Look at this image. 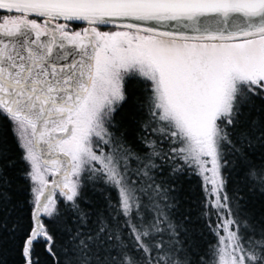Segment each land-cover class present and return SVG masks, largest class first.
I'll return each mask as SVG.
<instances>
[{
  "label": "snow or ice",
  "instance_id": "snow-or-ice-1",
  "mask_svg": "<svg viewBox=\"0 0 264 264\" xmlns=\"http://www.w3.org/2000/svg\"><path fill=\"white\" fill-rule=\"evenodd\" d=\"M0 121V264L17 236L23 264H208L189 170L215 264H264V0H0Z\"/></svg>",
  "mask_w": 264,
  "mask_h": 264
},
{
  "label": "trees",
  "instance_id": "trees-1",
  "mask_svg": "<svg viewBox=\"0 0 264 264\" xmlns=\"http://www.w3.org/2000/svg\"><path fill=\"white\" fill-rule=\"evenodd\" d=\"M139 79V78H138ZM141 91H143V88H140ZM139 94V93H138ZM127 109H125L123 112H119L115 116L114 123H119L123 120L124 115L126 114ZM121 131H124L122 128ZM0 140H2L5 143V146L10 150V154L18 157L20 152L16 145V140L14 137V133L11 130V127L7 124V122L0 121ZM95 141V138H94ZM104 148V151L107 153L110 151L109 147L100 145ZM93 150L96 151V146L94 143ZM95 163V162H94ZM182 164L183 162L180 161ZM96 167H99L98 164L95 165ZM26 165L23 162H18L17 168L11 172V176L13 179V185L14 187L18 188L19 186H23L24 188H27V180L26 178L21 174V170L24 169ZM47 172H51L47 168L43 167ZM225 178L228 180L227 188L225 189L228 194L231 196L234 194L233 189L235 187L234 181L240 179L239 177L235 176V173L230 174V168L229 170H225L223 172ZM83 196L89 200H95L97 198V193L94 191V188H98L99 184H94L93 182L89 181L88 179V173L83 174ZM182 187L183 191L181 193L182 196V204H181V212L190 211L192 218H193V224L192 227L196 230L195 235L202 246V248L208 253V256L206 259L208 260V264H215V258L212 255V250L218 246L219 239L217 233H219V236L221 235V228L217 229L218 224H222L223 221L217 217V215L213 212L210 214V227L207 226L204 221L197 222V217L199 215V205L200 201L202 199L203 191H202V182L201 178L195 174L194 171H187L184 178L182 179ZM27 193H25L26 195ZM113 197H115L116 193L112 192ZM224 218H227V213L223 214ZM20 243V236H17L15 240L10 241L8 244L9 252H8V264H23L22 258L19 254L18 245ZM39 252V260L40 264H54L53 259L48 256L47 253H45L42 249H38Z\"/></svg>",
  "mask_w": 264,
  "mask_h": 264
},
{
  "label": "water",
  "instance_id": "water-1",
  "mask_svg": "<svg viewBox=\"0 0 264 264\" xmlns=\"http://www.w3.org/2000/svg\"><path fill=\"white\" fill-rule=\"evenodd\" d=\"M77 25H83L82 23H76ZM46 159L49 160V164L47 166H45V168L49 169L51 171V177L49 179V184H51L52 180L56 177V175H58L56 173V167L55 165H53L51 163V161L53 160H60L62 159V154H56V153H53L51 156H48V157H45Z\"/></svg>",
  "mask_w": 264,
  "mask_h": 264
},
{
  "label": "rangeland",
  "instance_id": "rangeland-1",
  "mask_svg": "<svg viewBox=\"0 0 264 264\" xmlns=\"http://www.w3.org/2000/svg\"><path fill=\"white\" fill-rule=\"evenodd\" d=\"M42 171L44 172V176H45L46 180L49 181V179L51 177V172H47L44 169H42ZM226 235H227V233L221 228V235L220 236H226Z\"/></svg>",
  "mask_w": 264,
  "mask_h": 264
},
{
  "label": "flooded vegetation",
  "instance_id": "flooded-vegetation-1",
  "mask_svg": "<svg viewBox=\"0 0 264 264\" xmlns=\"http://www.w3.org/2000/svg\"><path fill=\"white\" fill-rule=\"evenodd\" d=\"M84 25H77V24H74L73 27L76 28L77 30H79L80 28H82ZM105 30H108V29H105Z\"/></svg>",
  "mask_w": 264,
  "mask_h": 264
}]
</instances>
